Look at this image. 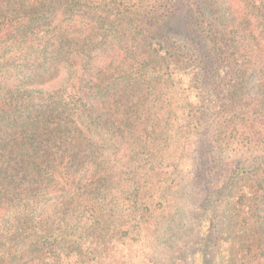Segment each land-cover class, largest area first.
I'll return each mask as SVG.
<instances>
[{"label": "rangeland", "instance_id": "1", "mask_svg": "<svg viewBox=\"0 0 264 264\" xmlns=\"http://www.w3.org/2000/svg\"><path fill=\"white\" fill-rule=\"evenodd\" d=\"M168 1L162 35L190 47L196 78L193 66L181 77L161 59L131 78L106 74L116 104H71L26 144L0 141V264H201L198 251L204 264H260L244 222L264 196V32L240 19L242 0H205L218 11L210 16L200 0ZM234 81L243 90L230 106Z\"/></svg>", "mask_w": 264, "mask_h": 264}, {"label": "trees", "instance_id": "2", "mask_svg": "<svg viewBox=\"0 0 264 264\" xmlns=\"http://www.w3.org/2000/svg\"><path fill=\"white\" fill-rule=\"evenodd\" d=\"M169 3L157 1L151 7L140 3L138 9L126 11L115 2V14L104 10V0H7L5 7L0 5V141L15 135L26 144L29 136L37 137L42 125L71 104L85 112L116 104L121 92L115 82H105L106 74L131 78L136 67L144 73L145 65L161 59L181 77L193 66L196 78L201 67L190 63V47L162 35ZM242 4L246 12L240 19L264 32V0H242ZM230 7L235 11L234 5ZM200 9L205 16L218 12L205 0H200ZM215 48L219 63L224 64L227 53ZM258 60L256 69L264 72V52ZM242 85L235 81L227 85L228 105L233 106ZM67 181L75 184L77 178ZM257 197L260 205L250 208L254 222H244L255 239L244 245L249 256L255 252L264 264V196ZM206 221L200 216V245L209 237ZM148 234L140 232L144 237ZM197 254L196 260L204 264V254Z\"/></svg>", "mask_w": 264, "mask_h": 264}]
</instances>
